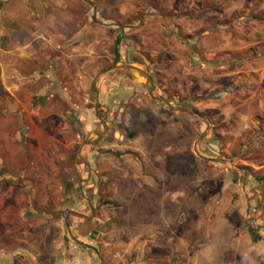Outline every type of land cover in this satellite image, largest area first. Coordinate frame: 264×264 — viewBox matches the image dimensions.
Returning a JSON list of instances; mask_svg holds the SVG:
<instances>
[{
    "label": "rangeland",
    "instance_id": "1",
    "mask_svg": "<svg viewBox=\"0 0 264 264\" xmlns=\"http://www.w3.org/2000/svg\"><path fill=\"white\" fill-rule=\"evenodd\" d=\"M263 68L264 0H0V157L25 140L13 158L72 200L85 264H264L233 207L247 136L216 124L237 118L232 98L264 95L245 87Z\"/></svg>",
    "mask_w": 264,
    "mask_h": 264
},
{
    "label": "crops",
    "instance_id": "2",
    "mask_svg": "<svg viewBox=\"0 0 264 264\" xmlns=\"http://www.w3.org/2000/svg\"><path fill=\"white\" fill-rule=\"evenodd\" d=\"M260 68H253L252 72L254 73ZM138 74V69H134V76ZM261 74L263 79L257 78L255 74H250L245 81V87L251 89L257 82H263L264 85V68ZM255 92L249 90L248 94L245 93L238 101L236 98H232L231 100L235 101L234 104L231 102L232 110H239L238 116L235 115L237 118L232 120L225 118L220 121L222 123L216 124H220L218 125L219 131L223 136H231L230 138L233 139L232 136L238 135L241 130L247 136L249 155L242 157L241 160L249 169L242 175L239 172L234 175L236 180L232 195H236V197L233 207L238 208V212L243 216L252 215L253 221L259 226L262 235L256 241L251 240L257 246L264 241V178L256 181V177L264 175V95ZM177 99L180 100V97H173V100L177 101ZM17 109L19 108H13V110ZM17 113L20 115L13 114L21 119L20 111ZM182 126L181 121L171 124L169 119L167 127L168 129L184 130L185 128ZM21 128L15 131L18 138L23 134L26 136ZM10 136L12 141L16 140L14 131H11ZM53 139L62 142L58 136ZM16 142L9 146L8 150L5 149L8 156L5 154L4 157H0V211H2V222L7 221L8 224L6 228L2 229V233L0 232L2 236L0 264H38L37 259L45 254L44 247H50L52 257L57 253L55 249L62 250L63 256L60 261L56 259L57 264L87 263L86 258L88 259L89 256L87 254V257L85 254L81 256L86 249L80 248L73 239V236L78 232L81 219L68 211L72 200L68 198L61 203L59 195L56 194L55 198L53 192L56 191L44 193L40 187L37 189V183L41 186L46 182V180L43 181L42 170L37 171L36 163L28 158H13V154L16 152L23 154L27 145L25 140ZM223 142L220 141V145ZM65 145L69 146L68 143ZM85 145L87 148L89 146L83 144L81 152L87 150ZM214 147L217 148V145ZM214 147H209L205 151L218 154L219 150ZM34 150L36 151V149ZM16 189L27 192V197L25 198ZM249 210L252 211V214L248 213ZM262 249H264V244L259 247L258 253Z\"/></svg>",
    "mask_w": 264,
    "mask_h": 264
},
{
    "label": "trees",
    "instance_id": "3",
    "mask_svg": "<svg viewBox=\"0 0 264 264\" xmlns=\"http://www.w3.org/2000/svg\"><path fill=\"white\" fill-rule=\"evenodd\" d=\"M252 17L253 18H255V19H260L261 17H257V16H255V15H252ZM119 40H120V36H117L116 38H115V40H114V54L117 56V45H118V43H119ZM211 96V95H210ZM264 178V175H262V176H259V177H256V181H259V180H261V179H263ZM248 233H249V236H250V239L252 240V241H256L257 239H258V237L257 236H254V235H252V231H251V229H249L248 230Z\"/></svg>",
    "mask_w": 264,
    "mask_h": 264
}]
</instances>
